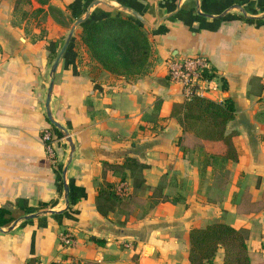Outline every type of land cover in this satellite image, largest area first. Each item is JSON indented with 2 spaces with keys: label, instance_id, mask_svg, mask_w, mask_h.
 Masks as SVG:
<instances>
[{
  "label": "crops",
  "instance_id": "0c3cea01",
  "mask_svg": "<svg viewBox=\"0 0 264 264\" xmlns=\"http://www.w3.org/2000/svg\"><path fill=\"white\" fill-rule=\"evenodd\" d=\"M109 11L143 24L151 49L138 75L103 69L81 40L80 24ZM194 55L215 75L203 96L234 103L227 130L237 161L211 156L206 143L179 145L171 110L185 100L167 63ZM51 77L49 109L70 141L46 114ZM44 128L55 136L53 160ZM127 157L145 165L125 168L142 199L131 212L98 196L122 177L103 162ZM140 174L146 187L135 189ZM245 190L252 201L264 194V0H0V207L16 216L1 227L0 264H189V231L213 222L245 229L251 264H264V207L237 212ZM61 231L73 234L71 247H61ZM222 260L219 248L213 264Z\"/></svg>",
  "mask_w": 264,
  "mask_h": 264
},
{
  "label": "trees",
  "instance_id": "16d2710c",
  "mask_svg": "<svg viewBox=\"0 0 264 264\" xmlns=\"http://www.w3.org/2000/svg\"><path fill=\"white\" fill-rule=\"evenodd\" d=\"M80 25L82 42L91 57L103 69L124 76H135L144 71L150 56V42L143 24L133 16L119 11H109L103 18L85 21ZM206 76L212 79L215 75L211 72ZM234 111V103L228 98L217 102L204 96H193L187 101L174 104L171 115L177 116L182 129L178 141L180 147L188 150L206 143L211 156L237 161L238 152L233 142L236 133L227 130V123L233 118ZM52 128L56 137L63 136L54 125ZM143 167L144 164L128 157L122 164L103 162V172L113 170L121 174V180H124L125 168L140 172ZM223 178L225 182L226 172ZM145 187L140 174L135 178L134 188ZM98 196L128 212L132 211L134 203L142 200L133 192L125 197L118 196L111 185L101 188ZM98 196L97 208L104 213L105 210L98 204ZM39 206L45 207L47 203L41 202ZM263 207L264 194L262 199L252 201L250 194L245 190L240 202L236 204V211L255 212ZM15 219L13 211L0 207V227L8 226ZM246 237L245 229H237L225 222H213L202 228H192L189 231V264H213L219 248L223 250L222 264H251ZM95 241L100 243L98 239Z\"/></svg>",
  "mask_w": 264,
  "mask_h": 264
},
{
  "label": "built area",
  "instance_id": "2783aa9c",
  "mask_svg": "<svg viewBox=\"0 0 264 264\" xmlns=\"http://www.w3.org/2000/svg\"><path fill=\"white\" fill-rule=\"evenodd\" d=\"M211 72L212 69L207 59L202 55H194L169 60L166 75L169 80L180 85L183 99L187 101L193 96L204 95V85L210 80L206 74ZM62 133L66 137L63 131ZM40 137L46 153L53 160L52 142L55 136L51 129L44 128ZM114 191L118 196L125 197L130 193V185L126 180H121L114 185ZM59 242L62 248H69L75 243L74 236L69 231H61L59 233ZM62 264H83V262L75 256H67Z\"/></svg>",
  "mask_w": 264,
  "mask_h": 264
},
{
  "label": "water",
  "instance_id": "95a60500",
  "mask_svg": "<svg viewBox=\"0 0 264 264\" xmlns=\"http://www.w3.org/2000/svg\"><path fill=\"white\" fill-rule=\"evenodd\" d=\"M129 11H130V12H131L136 18H138L139 20L143 21L142 17L139 16L138 14H136L134 11H132V10H129ZM82 21H83V19H78V20H76V21L73 23V25H72V27H71V29H70L68 35H67V38H66L65 43H64V45L62 46L60 52L58 53V55H57V57H56V59H55V61H54V63H53V66H52V68H51V74H52V75L54 74L55 69H56V67H57V63H58V61H59V57L61 56V54H62V52L64 51V49H65V47H66V45H67L69 39H70L71 36H72V33H73V31H74L75 26H76L78 23L82 22ZM52 85H53V77H51L50 82H49V86H48V88H47V95H46V100H45L46 114H47V117H48L49 121H50V122H51L56 128H58L60 131H63V132L65 133V135H66L68 141H70V138L68 137V134L65 132V130L63 129V127H62L58 122H56V121L53 119V117H52V115H51V112H50V109H49V99H50V95H51ZM49 211L52 212L51 210H49ZM25 217H26V218H29V217H33V215H26ZM1 229H2V228L0 227V230H1Z\"/></svg>",
  "mask_w": 264,
  "mask_h": 264
}]
</instances>
